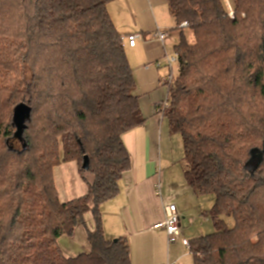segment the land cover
Instances as JSON below:
<instances>
[{"label":"trees","instance_id":"obj_1","mask_svg":"<svg viewBox=\"0 0 264 264\" xmlns=\"http://www.w3.org/2000/svg\"><path fill=\"white\" fill-rule=\"evenodd\" d=\"M111 1L0 0V264H131L101 212L132 167L123 135L145 121ZM168 1L187 26L164 116L188 183L215 197L216 231L189 241L194 262L264 264V0H230L233 17L226 0ZM69 161L88 193L62 202L54 170ZM86 214L91 250L67 256L59 239Z\"/></svg>","mask_w":264,"mask_h":264},{"label":"crops","instance_id":"obj_2","mask_svg":"<svg viewBox=\"0 0 264 264\" xmlns=\"http://www.w3.org/2000/svg\"><path fill=\"white\" fill-rule=\"evenodd\" d=\"M108 11L122 34L127 60L135 76L134 93L145 121L123 135L132 167L120 178L119 193L101 206L104 233L109 239H126L131 264H195L183 240L203 236L205 222L208 219L213 222L211 209L215 197L199 194L190 186L182 137H178V148L183 145L179 163L175 159L177 144L173 142V135L179 133H172L168 118L156 112L167 95L163 85L168 74L166 57L176 51L181 30L176 28L168 0H113ZM160 30L167 34L164 41L157 39ZM130 34L139 36L134 46L128 43ZM54 178L62 202L88 193L77 162L56 166ZM158 183L160 193L156 188ZM166 203L175 204L181 216V238L172 243L168 242L164 228L155 227L165 220ZM85 221V225L79 223L73 236L65 234L59 239L67 256L91 250L86 234V227L94 225L91 214H86Z\"/></svg>","mask_w":264,"mask_h":264},{"label":"built area","instance_id":"obj_3","mask_svg":"<svg viewBox=\"0 0 264 264\" xmlns=\"http://www.w3.org/2000/svg\"><path fill=\"white\" fill-rule=\"evenodd\" d=\"M228 7H230L231 12H229L230 16H234L230 0H226ZM182 28H185L187 26V22H183L179 25ZM157 39L160 41H164L167 34L164 31H158L157 33ZM138 34H130L127 37L129 45H133L136 43V40L138 39ZM167 67H168V74L164 77L163 85L167 89V95L164 98V100L160 101V104L157 106V113L160 116H164V113L166 109L170 105V99H171V88L174 83V80L176 78V73H174V65L179 63V54L178 52H174L173 55L167 56ZM157 190L160 193V183L156 185ZM164 212H165V220L162 223L156 224L155 227H162L165 231H167L168 235V242H176L180 240L182 230H181V216L178 213V209L175 204L173 203H166L164 205ZM184 244L187 246V248L190 250L191 245L189 244V241L183 240Z\"/></svg>","mask_w":264,"mask_h":264},{"label":"rangeland","instance_id":"obj_4","mask_svg":"<svg viewBox=\"0 0 264 264\" xmlns=\"http://www.w3.org/2000/svg\"><path fill=\"white\" fill-rule=\"evenodd\" d=\"M230 3H231V1H230ZM231 7H232V5H231ZM227 8H228V13L229 12H231V10H230V7H228L227 6ZM232 10H233V8H232ZM230 15V14H229ZM180 28H182V27H180L179 26V29ZM186 34H187V36H189V39H190V41H192L193 40V36L192 35H190V33L187 31L186 32ZM178 71V64L176 63L175 65H174V73H178L177 72ZM176 79L177 78H175V80L174 81H176ZM170 106V105H169ZM175 138H173V142H174V144H177L176 145V147H175V151H176V156H175V159H177L178 160V162L180 163V159L179 158H182V156H183V145L182 146H180L179 148H178V141H179V139L180 138H178V137H180V134H176V135H173ZM178 139V140H177ZM10 144L14 147V148H16V149H20L21 147H22V143H21V141L19 140V139H12L11 140V142H10ZM176 160V161H177ZM75 162V161H74ZM76 163V162H75ZM77 164H78V162H77ZM78 168H79V165H78ZM90 179H91V177L92 176H89V175H87ZM213 196V195H212ZM214 197V196H213ZM225 219H226V222H227V225L229 226V227H232L233 225H234V222H233V219L231 218V217H227V216H225ZM216 231V229L214 228V225H213V222H212V220H209L208 219V221H206L205 222V224H204V233H203V235H209L210 233H213V232H215Z\"/></svg>","mask_w":264,"mask_h":264},{"label":"water","instance_id":"obj_5","mask_svg":"<svg viewBox=\"0 0 264 264\" xmlns=\"http://www.w3.org/2000/svg\"><path fill=\"white\" fill-rule=\"evenodd\" d=\"M29 112H30L29 107L23 105L17 106L16 120L18 122H22V120L25 118V116H27V114H29ZM83 162H84L83 168L87 170L89 168V163H90L87 156L84 157Z\"/></svg>","mask_w":264,"mask_h":264}]
</instances>
